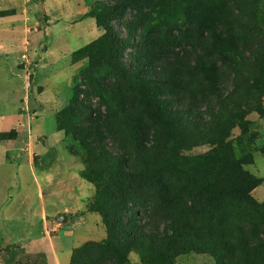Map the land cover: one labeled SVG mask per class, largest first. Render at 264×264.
I'll use <instances>...</instances> for the list:
<instances>
[{"label": "rangeland", "instance_id": "1", "mask_svg": "<svg viewBox=\"0 0 264 264\" xmlns=\"http://www.w3.org/2000/svg\"><path fill=\"white\" fill-rule=\"evenodd\" d=\"M42 1L0 0V28L5 25L12 29L18 21H23L25 15L28 19L35 18L39 23H44L46 10L43 9ZM99 1L102 0H93L92 7H97ZM224 1L227 2V23L221 24V28L228 39H233L232 46H234L233 49L228 48L226 57H221L217 53L212 39L198 38V31H201L202 26L196 15H185L177 6L170 7L177 4L178 0L177 2L170 0L165 5L150 8L139 7L138 10L132 6L133 8L124 13L122 21L114 20L112 25L122 37L135 34L136 41L140 40L142 33L146 34L150 31L152 36L160 38L161 43L167 46V53L188 54L193 66L196 61L198 62L199 55L202 59L207 58L212 64L221 57L216 62L221 66L218 71L220 83L217 93L219 94L214 96L213 88H202L199 82L188 89L184 88L181 103L182 107L188 110L185 120L170 119L169 116L164 120L170 123L172 130L170 137L165 131L158 139L151 136L155 127L163 131L164 127L159 119L161 116L151 109V107L154 108L153 102L148 100L151 93L144 87L139 90L134 89L135 92L141 93V99H143L139 106L140 110L149 117H145L144 121L147 126L149 125L150 136L148 139L144 137L146 140L143 141L148 146L156 145L157 148L159 145L165 148L167 156L175 155L180 163V169H218L215 160L219 155L215 153V150L220 151L221 145L224 144L229 148L231 156L238 162H242L241 168L260 180L250 194L256 201L263 202L264 198L260 197V193L264 195V185H262L264 181V92H261L258 87L264 81V0ZM37 13L39 15H36ZM49 15L52 16L53 13ZM86 38H92V35ZM72 42L77 44L83 40L74 39ZM138 51L137 45L132 44L126 50L123 60L128 63L130 55L133 56ZM13 58L16 61L10 63V69L15 76L8 87L0 84V90L4 91V98L10 100L9 106L12 107L15 94L11 91L6 93L5 90L18 88L16 100L20 104L24 133L28 135L33 132V127L36 128L38 134L35 137L36 141L33 139L31 143L27 140L26 145L28 151L30 146H33L38 176L44 177L47 172L52 178V205L57 212L55 220L64 227L63 230L66 232L73 235L85 232L91 238L86 242L100 243L102 241L92 240L98 238L99 233H105L107 236L100 213L91 208L97 184L86 179L82 174V171L88 168L86 162L88 153L82 143L61 127L60 123L88 124L82 116L71 114L66 116L65 113L64 116L63 110L70 105L73 106L74 111L78 113L81 111L89 117L92 111L86 105L91 104L94 110L101 109L104 112V102L97 96L99 86L118 84L117 86L123 87L126 80L114 74L110 67L102 62L96 67L88 68L89 60L86 57L80 59H84L85 64L71 76L69 81L64 73L60 75L52 73L59 68H66L67 64L63 57L48 58L44 61L47 64L36 71V76H34L33 60L28 54L20 51ZM72 61L77 62L73 56ZM83 69H90L86 71L87 79L78 76ZM157 71L165 72L162 67ZM162 72H159L160 77H165ZM40 79L47 85L44 94L41 93L42 87L37 85ZM16 82L17 88L14 87ZM76 83L79 84L81 94L78 96V102L75 103L71 99ZM154 87L158 91L162 87H170V83L161 81ZM146 93L147 95H144ZM147 102L150 104L147 105ZM28 125H30V132ZM9 131L11 137L17 134L15 129ZM219 139L223 140L221 144ZM132 143L135 142L126 143L125 150L134 154L136 148L132 146ZM222 154L224 157L227 156L224 152ZM222 154L220 155L223 156ZM196 172L190 170L185 176L183 196L187 203L196 206L205 205L207 209L203 214L197 215L187 208L184 210L181 208L182 218L193 220L195 218L198 223H201V227L207 230L213 224H220L218 216L213 218V210L215 215H230L232 219V212L238 211L240 214L237 205L233 207L232 203L225 199H218L220 207L213 209V175H208V183L205 184ZM30 184L27 180V187ZM209 207L211 212L207 211ZM255 219L256 216L253 217L252 214L244 217L243 220L238 219L243 222H236L235 228L226 219L228 223L222 224L223 231L231 234L232 230L236 235L240 232L237 227H244L246 221ZM135 244V248L126 255L123 264H162L168 259L166 257H170L164 256V254L167 255L168 248L163 252H155L151 242L146 239L137 240ZM14 256H11L10 264H47L45 254L42 252L27 251ZM170 264H216V262L210 253L189 250L173 257Z\"/></svg>", "mask_w": 264, "mask_h": 264}, {"label": "trees", "instance_id": "2", "mask_svg": "<svg viewBox=\"0 0 264 264\" xmlns=\"http://www.w3.org/2000/svg\"><path fill=\"white\" fill-rule=\"evenodd\" d=\"M169 1L102 0L89 10V15L96 18L103 34L76 50L73 59L88 58L90 69L98 63H105L126 82L123 87L118 84L99 86L97 96L104 102V112L94 110L91 104L86 105L92 111L89 117L81 111H74L70 105L62 112L64 116H82L88 122L78 125L61 122L60 125L87 150L88 168L82 174L97 184L91 208L100 213L107 231L102 242H86L75 248L70 264H123L126 255L140 239L150 241L155 252L168 248L164 256L170 257H166L168 259L162 264H170L173 257L189 250L210 253L216 264H264V201L258 202L250 194L260 180L241 168L242 162L231 156L229 148L222 144L220 151L215 150L219 155L215 160L218 169H180L175 155L167 156L165 148L148 146L143 141L146 140L144 137L148 139L150 136L149 125L144 121L149 117L140 110L143 99L141 93L134 89L146 88L151 93L148 100L154 104L151 109L161 116L159 119L164 129L155 127L151 136L158 139L165 131L170 137V123L164 120L167 116L185 120L188 110L181 103L184 90L199 82L202 88H213V95H218L221 66L216 62L222 56L226 57L228 48H234L233 39H228L221 28V24L227 23V2L224 0H178L177 4L170 6H177L185 15H196L202 26L198 38L212 39L214 49L221 56L213 64L207 58L202 59L199 52L198 62L193 66L188 54L167 53V46L150 31L142 33L140 40L136 41L135 34L122 37L112 25L114 20L122 21L124 13L132 6L138 10L139 7L165 5ZM132 44L137 45L139 51L130 55L126 63L123 58ZM160 67L164 73L157 71ZM90 69H83L79 78L87 79L86 71ZM159 72L165 77H160ZM161 81L169 82L170 87L155 90V84ZM258 88L264 92V81ZM80 94L81 89L76 83L72 102H78ZM9 133L0 132V140L11 138ZM132 141L137 150L134 154L125 150L126 143ZM221 141L219 139V144ZM223 152L227 156L224 157ZM190 170L197 171L205 184L208 183V175H213V209H219L218 199H225L233 207L237 205L240 214L232 212V219L230 215H215L213 210V218L218 216L220 224H213L207 230L195 218H182L181 208L197 215L207 209L205 205L187 203L183 196L185 176ZM207 211L212 210L209 207ZM248 213L255 215L256 219L246 221L244 227H237L238 234L234 235L232 230L231 234L223 231L222 224L227 222L226 219L235 228L236 222L242 223L240 220L251 215Z\"/></svg>", "mask_w": 264, "mask_h": 264}, {"label": "crops", "instance_id": "3", "mask_svg": "<svg viewBox=\"0 0 264 264\" xmlns=\"http://www.w3.org/2000/svg\"><path fill=\"white\" fill-rule=\"evenodd\" d=\"M42 2L46 10L44 23L35 18L28 19L25 15L23 21H18L12 29L5 25L0 28V84L3 86L8 87L15 76L10 63L16 61L13 57L20 51L32 58L34 76L47 64L44 61L48 58L63 57L66 68L52 73H64L69 81L85 64L84 59L73 62V53L103 34L96 18L89 15L93 0ZM89 35L92 38H86ZM74 39L83 42L76 44L72 42ZM37 85L42 87L41 93H46L47 85L41 79ZM14 87L17 88V82ZM17 89L5 90L15 94L12 107L9 106L10 100L4 98V91L0 90V132L10 129L17 132L11 138L0 140V264H10L11 256L27 251L44 253L47 264H70L73 250L91 238L85 232L78 235L66 232L55 220L57 212L52 205V178L47 172L44 177L36 172L38 165L33 146L28 151L26 144L27 140L32 143L38 134L34 127L30 132V125V133H24L20 104L16 100ZM27 180L31 183L28 187ZM260 195L264 198L263 193ZM97 235L98 238L92 240L103 241L106 236L105 233Z\"/></svg>", "mask_w": 264, "mask_h": 264}]
</instances>
